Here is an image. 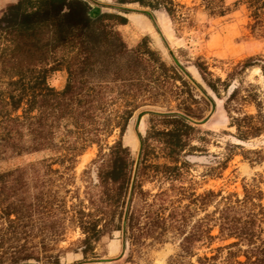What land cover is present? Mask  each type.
Wrapping results in <instances>:
<instances>
[{
  "label": "trees",
  "instance_id": "obj_1",
  "mask_svg": "<svg viewBox=\"0 0 264 264\" xmlns=\"http://www.w3.org/2000/svg\"><path fill=\"white\" fill-rule=\"evenodd\" d=\"M116 2L176 15L173 0ZM201 4L212 16L230 9L225 0ZM241 4L249 11L251 30H261L264 0L233 2ZM126 22L121 13L92 9L90 0H17L0 16V159L53 152L0 171V264H60L65 250H79L87 259L113 231H120L123 246L136 248L163 243L171 234L178 249L168 264H264V192L259 186H244L242 197L211 189L187 194L183 186H158L155 192L143 188L145 177L160 174L171 184L177 179L180 155L198 150L192 141L204 139L192 120L204 116L213 98L198 83L207 97H197L183 69L168 64L147 37L128 47L115 28ZM252 66L260 68L264 80L261 56L241 61L227 80L209 72L202 77L217 97L221 88L227 93L223 107L239 140L264 132L258 93L239 96V87L227 92L230 78ZM58 70L66 72L61 89L48 81ZM240 100L252 103L256 113L241 112ZM171 101L173 108L149 112L150 125L133 160L121 139L132 114L141 106ZM155 118L162 120V128ZM115 130L118 137L107 144ZM92 144L99 148L93 186H84L82 197L79 188L69 189L65 182L55 186L52 176L62 172L53 165L71 168ZM234 146L227 144L225 159ZM159 157L168 162H154ZM196 209L203 215L197 217ZM68 228H78L81 237L75 248H58ZM226 240L199 254L202 247Z\"/></svg>",
  "mask_w": 264,
  "mask_h": 264
},
{
  "label": "rangeland",
  "instance_id": "obj_2",
  "mask_svg": "<svg viewBox=\"0 0 264 264\" xmlns=\"http://www.w3.org/2000/svg\"><path fill=\"white\" fill-rule=\"evenodd\" d=\"M17 0H0V16L6 7ZM177 4L175 17H170L162 8L152 9L139 3L119 4L116 0H90L92 9L121 13L127 18L125 24L115 26L117 32L128 47H134L147 37L149 45L159 51L168 64H178L185 77L194 85L197 97H207L198 84H201L213 98L209 100L208 109L200 120L192 123L200 128L202 140H193L198 150L182 153L179 157L177 179L171 182L160 174L145 177L142 180L144 189L155 192L158 186H183L186 193L200 194L206 190H214L222 195H243V187L252 184L259 186L264 192V132L247 140L237 139L234 127L229 126V118L223 107L226 92L221 88V97H217L204 83L202 77H220L227 80L236 65L249 56H261L264 59V23L261 30L252 31V19L244 5H233L235 0H225L230 7L221 16L209 15L203 8L201 0H173ZM125 11V12H124ZM66 80V72L55 71L48 81L56 89H61ZM239 87V96L248 92L258 93L262 98L264 114V80L260 68L252 66L236 73L230 78V87ZM249 90V91H248ZM208 99V98H207ZM238 103L240 111L247 114L256 113L255 106L243 100ZM166 106L144 105L134 111L126 129L121 136L122 143L130 150L133 160L137 161L140 149V136H145L150 125L149 112H165L173 108L174 101ZM203 105V104H201ZM196 122L203 121L201 124ZM162 128V120L156 119ZM118 137L115 130L107 139L111 144ZM228 143L236 144L230 148L232 154L225 159ZM105 146V145H104ZM98 145L92 144L75 158L71 168L65 169L58 164L62 176L54 174V185L65 182L69 189L79 188L83 196L84 186H93L96 179V163ZM106 151V147H103ZM49 150L33 152L0 159V171L15 167H24L49 157ZM134 161V162H135ZM156 163L168 162L165 158L154 159ZM69 199V195H68ZM187 199L183 198L182 204ZM262 202L264 204V194ZM70 203V200L68 201ZM212 209V206L208 207ZM197 217L203 212L196 209ZM216 233V229L213 230ZM81 237L78 228H68L58 241V248H75L74 242ZM215 241L210 247H202L199 254L209 251L211 247L228 243ZM178 249V241L171 234L163 243H152L141 248L123 246L120 231H113L103 236L95 245L94 256L84 259L81 251L65 250L60 256V264H168V260ZM30 264H40L29 261Z\"/></svg>",
  "mask_w": 264,
  "mask_h": 264
},
{
  "label": "water",
  "instance_id": "obj_3",
  "mask_svg": "<svg viewBox=\"0 0 264 264\" xmlns=\"http://www.w3.org/2000/svg\"><path fill=\"white\" fill-rule=\"evenodd\" d=\"M195 123H196V124H201V123H203V121H199V122H196V121H195Z\"/></svg>",
  "mask_w": 264,
  "mask_h": 264
}]
</instances>
